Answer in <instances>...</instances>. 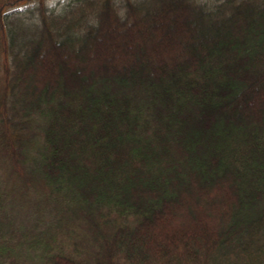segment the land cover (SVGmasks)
I'll list each match as a JSON object with an SVG mask.
<instances>
[{"label": "trees", "instance_id": "16d2710c", "mask_svg": "<svg viewBox=\"0 0 264 264\" xmlns=\"http://www.w3.org/2000/svg\"><path fill=\"white\" fill-rule=\"evenodd\" d=\"M46 1L0 0V169L63 205L0 264H264V0Z\"/></svg>", "mask_w": 264, "mask_h": 264}, {"label": "rangeland", "instance_id": "374dc122", "mask_svg": "<svg viewBox=\"0 0 264 264\" xmlns=\"http://www.w3.org/2000/svg\"><path fill=\"white\" fill-rule=\"evenodd\" d=\"M68 1L70 0H47L46 4L49 8L58 10ZM33 5L12 9L10 13L24 11ZM59 205H63L60 198L35 181L33 174L0 169V217L14 216V218L33 219L44 216L50 219L55 214L53 208L58 210ZM74 229L76 231L77 228ZM65 238L71 249H77L78 252L88 250L81 232L70 236L66 234Z\"/></svg>", "mask_w": 264, "mask_h": 264}]
</instances>
